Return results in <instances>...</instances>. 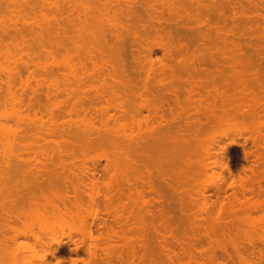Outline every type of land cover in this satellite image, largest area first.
Listing matches in <instances>:
<instances>
[{"label":"rangeland","instance_id":"obj_1","mask_svg":"<svg viewBox=\"0 0 264 264\" xmlns=\"http://www.w3.org/2000/svg\"><path fill=\"white\" fill-rule=\"evenodd\" d=\"M49 1L58 3V13L48 5ZM52 17L60 23L55 39L39 41V25L47 24ZM96 17L103 35L102 39L96 36L100 43L88 34L90 19ZM0 28L6 31L0 48H7L10 55L0 56V64L30 63L17 70L16 81L9 89L0 73V94L6 95L8 90L15 96L13 100L6 96L0 101V132H4L0 137L7 138L2 140L4 145L8 141L6 146L0 141V264H264V143H261L264 142V0H0ZM166 48L171 49L170 56ZM178 83L182 85L179 87ZM190 84L194 92L187 97ZM196 86L205 87V92ZM20 95L21 102L16 100ZM149 112H156V119ZM204 113L211 125L200 133L192 128L195 131L189 138L192 148L190 152L185 150L189 154L178 150L182 146L173 147L179 138L175 140L174 133L184 129L185 117L190 115L189 121L191 118L195 121L198 116L205 121ZM210 115H214L213 119ZM146 117L151 120L148 122ZM138 141L147 143L142 146L149 152L145 153L149 154L145 159L151 157L149 161L144 159L145 165H150L148 168L143 169L142 163H138L135 169L136 165L132 164L137 158L134 154L140 152ZM134 143L133 153L132 148L127 149L134 147ZM124 145H128L125 153ZM163 155L165 158H160ZM123 156L131 157L127 158L128 163L123 162L127 160ZM188 161L192 168L186 171L184 164ZM226 165L231 175L225 170ZM152 169L159 170L157 178ZM149 171L153 178L147 179L150 177L156 185L160 184L161 175L165 183L177 181L180 188H176L175 181L171 189L182 191L176 192L180 198L175 195L180 201L172 199L171 190H164L166 196H171L167 200L177 203L170 205L167 201L173 208L164 206L167 211L161 212L162 205L153 201L152 204L151 198L155 199L156 195H149L145 191L147 187L143 189L139 183L141 176L142 180L147 177L140 173L147 175ZM126 181H129L127 185ZM213 184L221 185L224 192L218 193L219 188ZM162 186L163 190L165 186ZM34 190L38 193H33ZM28 193L36 199L32 200ZM106 195H113L111 205L118 212L112 211L113 217L103 213L106 205L102 199ZM162 195L166 198L163 191ZM75 196L79 202L73 201L77 200ZM73 202H78L77 212L75 206H70ZM62 204L66 211L72 209L75 213L69 210L68 216L63 210L67 215H61ZM175 205H180V209ZM53 206L61 208L59 216ZM222 206L227 209L222 210ZM50 211H55L58 218L51 217L54 213ZM120 214L123 219L117 216ZM103 221L109 228L99 229ZM107 233L111 234L109 239ZM75 247L77 252L73 250Z\"/></svg>","mask_w":264,"mask_h":264},{"label":"bare ground","instance_id":"obj_2","mask_svg":"<svg viewBox=\"0 0 264 264\" xmlns=\"http://www.w3.org/2000/svg\"><path fill=\"white\" fill-rule=\"evenodd\" d=\"M189 1H191V0H189ZM196 1L198 2V0H196ZM49 2H50V3H48V5H50V6L52 7V9H53L55 12L58 13V12L60 11V7H59V5H57L58 3L56 2L57 4H56V3L54 4V2H53V3H52L51 1H49ZM52 18H53V17H52ZM52 18H51V19H52ZM96 18H97L98 20H97V19H90L92 22H90V24H91L90 27H89L90 30L88 31V34L90 35V37H91V38L93 37V38H92L93 41L97 40V38H99V36H101L100 38L102 39V36H103V35L100 33V31H99L100 29H99V27H98L99 18H98V17H96ZM51 19H50V20H51ZM42 20H43V19H42ZM50 20H49V21H50ZM43 21H45V18H44ZM49 21H47V24L43 22V23H42V26L39 25V27H38L37 35H38L39 41H43V40L51 41V40L55 39V37H56V30H58V29L60 28V23H59L58 20H56L55 17L53 18V20H51V21L53 22L52 24H51V21H50V22H49ZM45 22H46V21H45ZM48 22H49V23H48ZM43 24H44V26H43ZM5 26H6V25H3V28H4L5 30H7V29H6L7 27L5 28ZM3 28H0V40H2V39H3V36L6 34V31H5ZM100 34H101V35H100ZM96 36H97V38H96ZM94 37H95L96 39H95ZM101 39H100V40H101ZM97 41H98V43H100L99 40H97ZM97 41H95V42H97ZM101 43H102V40H101ZM179 48H180V47H179ZM175 49H176V48H174V49H172V50H175ZM180 49L182 50L183 48H180ZM180 49H178L179 52H180ZM163 50H164V49H163ZM166 50H167V48H166ZM168 50H169V49H168ZM168 50H167L166 52H168ZM170 50H171V49H170ZM170 50H169V51H170ZM234 50H238V49H234ZM164 51H165V50H164ZM207 51H208V50H207ZM207 51H206V52H207ZM219 51H220V50H219ZM239 51H241V50H239ZM166 52H165V53H166ZM172 52H173V51H172ZM179 52L176 51V52H173V53H177V54H178ZM222 52H223V51H222ZM224 52L229 53L230 51L228 52V50L225 51V49H224ZM207 53H208V52H207ZM217 53H218V51H217ZM166 54H167V53H166ZM169 54H170V53L168 52V55H169ZM180 54H181V53H180ZM171 55H173V54H171ZM0 56H5L6 58H9L10 55H9V52L7 51V48H0ZM169 56H170V55H169ZM175 56H176V55H175ZM171 58H172V56H171ZM29 64H30V63H27V62H24L23 65H18V64L14 63V62H12V63L9 64V65L7 64V65H5V66H4L3 64H0V73H2L3 76H5V85H6L7 89H9L10 86L16 81V79H15V74L17 73V70H18L20 67L25 68V67H27ZM33 65H34L35 67H38V68H40V67H44V65L42 66V64H36V65L33 64ZM160 65H161V64H160ZM162 65H163V64H162ZM162 65L160 66L161 68H162ZM150 68H152V67H150ZM150 68H149V69H150ZM157 68H158V67H157ZM158 69H159V68H158ZM169 69H170V68H169ZM149 71H150V70H149ZM153 71H154V70H153ZM147 72H148V71H147ZM168 72H169V71H168ZM154 73H155V72H154ZM162 73H163V72H162ZM165 73H167V72L165 71ZM159 74H160V73H159ZM169 74H170V72H169ZM150 75H152V74H150ZM155 75H156V74H155ZM161 75H162V74H161ZM157 76H158V75H157ZM171 78H172V77H171ZM155 79H156V78H155ZM164 79H165V77H164ZM179 79H180V78H179ZM165 80H166V79H165ZM173 80H174V79H173ZM190 80H191V79H190ZM158 81H159V80H158ZM175 81H176V80H175ZM177 81H178V80H177ZM183 81H184V80H183ZM186 81H187V80H186ZM204 81H205V80H203V82H204ZM209 81H210V80H208V82H209ZM165 82H166V81H165ZM198 82H199V81H198ZM176 83H177V82H176ZM181 83H182V81H181ZM172 84H173V83H172ZM178 84H179V83H178ZM185 84H187V83H185ZM203 84L206 85L207 83H203ZM167 85H168V84H167ZM180 85H182V84H179V87H180ZM187 85H188V84H187ZM190 85H191V84H190ZM195 85H196V84H195ZM195 85H194V86H195ZM160 86H161V85H160ZM165 86H166V84H165ZM174 86H175V84H174ZM197 86H198V85H197ZM197 86H196L195 88H197L198 90H202V91H201L202 93L205 92V90H203V89H205V87L200 86L201 89H199V87H197ZM209 86H210V84H209ZM209 86H208V87H209ZM224 86H225V85H224ZM166 87H167V86H166ZM166 87H165V88H166ZM176 87H178V86H176ZM185 87H187V86H185ZM208 87H207V88H208ZM159 88H160V87H159ZM162 88H163V87H162ZM173 88H174V87H172V89H173ZM187 88H188V87H187ZM190 88H191V89H190ZM224 88H225V87H224ZM227 88H228V87H227ZM7 89H6V90H7ZM156 89H157V88H156ZM163 89H164V88H163ZM188 89H189V90H188ZM188 89H187V90H188V92H187V94H188L187 97L193 96L192 94H193V92H194V91H193L194 89L192 88V85L189 86ZM210 89H211V88H210ZM213 89H214V88H213ZM216 89H217V87H216ZM225 89H226V88H225ZM181 90H182V89H181ZM195 90H196V89H195ZM223 90H224V89H223ZM157 91H158V90H157ZM196 91H197V90H196ZM219 91H220V89H219ZM224 91H225V90H224ZM224 91H223V92H224ZM226 91H227V90H226ZM69 92H71V91L69 90L67 93H69ZM154 92H156V91H154ZM181 92H182V91H181ZM181 92H180V93H181ZM217 92H218V91H217ZM252 93H253V92H252ZM259 93H260V91H259ZM3 94H5V93H3ZM69 94H70V93H69ZM69 94H66V95L68 96ZM176 94H177V93H176ZM176 94H175V96H177ZM195 94H197V93H195ZM214 94H215V93H214ZM214 94H213V95H214ZM227 94H228V93H227ZM227 94H226V95H227ZM262 94H263V93H262ZM154 95H156V94H154ZM154 95H152V98H153ZM179 95H180V94H179ZM201 95H202V94H201ZM201 95L199 94V95H197V96H199L200 99H202V96H201ZM216 95H217V94H216ZM216 95H215V96H216ZM6 96H7V97L9 96L10 100H13V99L15 98V96H14L13 94L9 93V91L7 90L6 95H3V96H2V95L0 94V101L4 100V99L6 98ZM69 96H70V95H69ZM169 96H170V95H169ZM184 96H185V95H184ZM20 97H21V95L19 96V99H16V100L19 101V102L22 101V100H21L22 98H20ZM46 97H48V95H47ZM159 97H160V96H159ZM185 97H186V96H185ZM187 97H186V101H187ZM203 97H204V96H203ZM206 97H207V96H206ZM258 97H259V95H258ZM68 98H69V97H68ZM72 98H73V97H72ZM152 98H151V99H152ZM154 98H155V97H154ZM157 98H158V96H157ZM161 98H162V97H161ZM161 98H160V99H161ZM166 98H168V97H166ZM178 98H179V97H178ZM213 98H214V97H213ZM224 98H225V97H224ZM229 98H230V97H229ZM229 98H228V99H229ZM70 99H71V98H70ZM151 99H150V100H151ZM160 99H159V100H160ZM163 99H164V98H163ZM192 99H193V98H192ZM198 99H199V98H198ZM206 99H207V98H206ZM258 99H259V98H258ZM261 99H262V98H261ZM48 100H49V99H48ZM71 100H72V99H71ZM75 100H76V98H75ZM165 100L167 101V99H165ZM183 100H185V99H183ZM193 100H194V102H195V99H193ZM209 100H210V98H209ZM221 100H222V98H221ZM250 100H251V99H250ZM253 100H254V98H253ZM262 100H263V99H262ZM77 101H78V100H77ZM86 101H87V100H86ZM156 101H157V100H156ZM202 101H203V100H202ZM202 101H201V102H202ZM212 101H213V99H212ZM215 101H216V100H215ZM217 101H219L218 98H217ZM223 101H224V100H223ZM256 101H257V103H258V100H256ZM260 101H261V100H260ZM13 102H14V101H12V103H13ZM72 102H73V101H72ZM151 102H152V101H151ZM151 102H150V103H151ZM174 102H176V97H175V99H174ZM189 102H190V100H189ZM192 102H193V101H192ZM192 102H191V103H192ZM204 102H205V101H204ZM219 102H220V101H219ZM82 103H83V102H81V104H82ZM147 103H148V102H147ZM152 103H153V102H152ZM179 103H180V102H179ZM184 103H185V102H184ZM191 103H190V104H191ZM199 103H200V102H199ZM212 103H213V102H212ZM13 104H14V103H13ZM13 104H12V105H13ZM78 104H79V103H78ZM78 104H77V105H78ZM81 104H79V105H81ZM83 104H84V103H83ZM89 104H90V103H89ZM141 104H142V103H141ZM141 104H140V105H141ZM143 104H144V103H143ZM158 104H159V103H158ZM186 104H187V103H186ZM186 104H185V105H186ZM196 104H198V103H196ZM204 104H207V103L205 102ZM72 105H74V104H72ZM72 105H71V106H72ZM79 105H78V106H79ZM91 105H92V104H91ZM159 105H160V104H159ZM161 105H162V103H161ZM164 105L167 106V104H165V103H164ZM176 105H177V104H176ZM182 105H183V104H182ZM187 105H188V104H187ZM192 105H193V104H192ZM213 105H214V104H213ZM223 105H224V104H223ZM253 105H254V104H253ZM256 105H257V104H256ZM258 105H259V104H258ZM31 106H32V104H30V107H29V105H28L29 108H31ZM39 106H40V103H39ZM39 106H38V107H39ZM71 106H70V107H71ZM75 106H76V105H75ZM75 106H74V107H75ZM85 106H86V104H85ZM180 106H181V105H180ZM188 106H189V105H188ZM217 106H218V105H217ZM219 106H220V104H219ZM244 106H245V105H244ZM83 107H84V105H83ZM88 107H89V106H88ZM152 107H153V106H152ZM178 107H179V106H178ZM184 107H185V106H184ZM231 107H232V105H231ZM250 107H251V106H250ZM253 107H254V106H253ZM260 107H262V106H260ZM36 108H37V107H36ZM71 108H73V107H71ZM71 108H70V109H71ZM86 108H87V107H86ZM147 108H149V107H147ZM155 108H156V107L154 106L153 109H154L155 111H157ZM185 108H186V107H185ZM195 108H196V107H195ZM195 108H194V109H195ZM204 108H208V107H204ZM212 108H213V107H212ZM217 108H218V107H217ZM223 108H224V107H223ZM232 108H234V106H233ZM246 108H247V107H246ZM82 109H84V108H82ZM90 109H91V108H90ZM149 109H151V108H149ZM160 109H161V108H160ZM200 109H201V108H200ZM208 109H209V108H208ZM210 109H211V108H210ZM218 109H219V108H218ZM34 110H35V108H34ZM40 110H41V109H40ZM84 110H86V109H84ZM92 110H93V109H92ZM95 110H96V109H95ZM143 110H144V109H143ZM171 110H172V109H171ZM191 110H193V108H192ZM191 110H190V111H191ZM195 110H196V109H195ZM197 110H198V109H197ZM32 111H33V110H32ZM93 111H94V110H93ZM149 111H151V110H149ZM152 111H153V110H152ZM159 111H160V110H159ZM161 111H162V110H161ZM164 111H165V109H164ZM166 111H167V110H166ZM200 111H201V110H200ZM206 111H208V110H206ZM213 111H215V110L213 109ZM219 111H220V110H219ZM221 111H222V110H221ZM227 111H228V110H227ZM247 111H248V110H247ZM247 111H246V112H247ZM250 111H252V110H250ZM73 112H74V111H73ZM75 112H76V111H75ZM125 112H126V111H125ZM208 112H209V111H208ZM216 112H217V111H216ZM232 112L234 113V111H232ZM235 112H237V111H235ZM240 112H241V111H240ZM39 113H40V112H39ZM84 113H85V112H84ZM93 113H94V112H93ZM123 113H124V112H123ZM149 113L152 114V115H150V116H152V119H156V117H155V116L157 115L156 112H153V113H152V112H149ZM175 113H176V112H175ZM182 113H183V112H182ZM197 113H198V112H197ZM200 113H201V112H200ZM262 113H263V112H262ZM53 114H54V113H53ZM147 114H148V113H147ZM160 114H161V113H160ZM176 114H177V113H176ZM178 114H179V113H178ZM217 114H219V112H218ZM234 114H235V113H234ZM243 114H245V113H243ZM250 114H251V113H250ZM34 115H35V114H34ZM121 115H122V114H121ZM153 115H154L155 118H153ZM191 115H192V114H191ZM196 115H198V114H196ZM237 115H238V114H237ZM245 115H246V114H245ZM36 116H37V115H36ZM148 116H149V115H148ZM148 116H147V117H148ZM182 116H183V115H182ZM184 116H186V114H185ZM189 116H190V115H189ZM189 116L187 115V116L185 117V119H186V120H185V124H184V122H183L184 129H181V130L179 129V131H180L181 133H179L178 130L175 128V131L177 130V131L174 133L176 136L172 134L173 137L175 136V137H174L175 140H176V137H179V138H177V140H176L177 142L175 141V143H174V140H173V141L171 140L172 142L170 141L172 144H173V143L176 144L175 146H173V147H175V148H178V146H182L181 148H183V149L178 148V150H180V151H182V150H183V151H185V150H186V151L189 150V152H190V149H191L192 147L189 145V143L192 142V140H190V139H191L192 136L194 135L195 131H198V133H200V132H202V131H205V129H207V128H206L207 125L210 123V122H209V123L207 122L208 119H209V116H208L207 114H205V113L203 114V116L201 115V116L204 118L205 121H203L202 118H200V117H198V116L196 117V120H195V121H193L194 119L192 120V118H191V121H189V119H188ZM194 116H195V115H194ZM210 116H211V115H210ZM212 116H214V115H212ZM212 116H211V117H212ZM254 116H255V115H254ZM147 117H146V118H147ZM158 117H159V119H160V115H158ZM172 117H173V115H172ZM217 117H218V116H217ZM262 117H263V116H262ZM150 118H151V117L147 118V120L149 119L148 122L151 120ZM162 118H163V117H162ZM180 118H181V117H180ZM197 118H198V119H197ZM225 118H226V117H225ZM227 118H228V117H227ZM253 118H254V117H253ZM253 118H251V119H253ZM212 119H213V117H212ZM220 119H221V118H220ZM237 119H238V118H237ZM36 120H37V119H36ZM39 120H40V119H39ZM147 120H145V121H146L145 123H147ZM175 120H176V118H175ZM182 120H183V119H182ZM182 120H181V121H182ZM34 121H35V120H34ZM40 121H41V120H40ZM165 121H166V120H165ZM229 121H230V120H229ZM161 122H162V121H161ZM181 123H182V122H181ZM211 123H212V122H211ZM152 124H154V123H152ZM160 124H161V123H160ZM172 124H175V122L172 123ZM123 125H124V124H123ZM161 125H162V124H161ZM183 125H181V127H182ZM209 125H211V124H209ZM176 126H177V125H176ZM178 126H179V123H178ZM151 127H152V126H151ZM168 127H169V126H168ZM173 127H174V126H173ZM194 127H195V128H194ZM208 127H209V126H208ZM154 128H155V127H154ZM192 128H194V129H196V130L194 131V129H192ZM0 130H1V129H0ZM3 130H4V129H3ZM172 130H173V129H172ZM155 131H156V130H155ZM164 131H165V130H164ZM199 131H200V132H199ZM208 131H209V130H208ZM210 131H211V130H210ZM151 132H152V131H151ZM173 132H174V131H173ZM177 132H178V133H177ZM193 132H194V133H193ZM2 133H4V132L1 131V132H0V136H1ZM176 133H177L178 135H177ZM154 134H155V133H154ZM166 134H167V133H166ZM204 134H205V133H204ZM3 135H5V134H3ZM150 135H151V133H150ZM159 135H160V134H159ZM161 135H162V134H161ZM161 135H160L159 137H161ZM164 135H165V134H164ZM179 135H180L181 137H180ZM109 136H110V135H109ZM152 136H153V134H152ZM156 136H157V135H156ZM200 136H201V135H200ZM5 137H7V136L5 135ZM149 137H150V136H149ZM190 137H191V138H190ZM195 137H196V136H195ZM138 138H139V137H138ZM155 138H157V137H155ZM161 138H163V137H161ZM167 138H168V137H167ZM167 138H165V139H167ZM169 138H170V137H169ZM174 138H172V139H174ZM180 138H181L182 141H184L183 143H182V141L180 140ZM189 138H190V139H189ZM0 139H1L0 141H2V140H6L7 138L5 139V138H1V137H0ZM178 139H179V140H178ZM200 139H201V138H200ZM111 140H112V139H111ZM149 140H150V139H149ZM153 140H154V139H153ZM112 141H113V140H112ZM115 141H117V140H115ZM122 141H123V139H122ZM131 141H133V140H131ZM154 141H155V140H154ZM158 141L161 143L160 138H158ZM164 141H165V140L162 139V143H163ZM179 141H181V143H180ZM193 141H194V140H193ZM255 141H256V140H255ZM5 142H6V145H7V144H8V141H5ZM98 142H101V141L98 140ZM168 142H169V141H168ZM196 142H197V141H196ZM196 142H195V143H196ZM198 142H199V141H198ZM253 142H254V141H253ZM260 142H261V141H260ZM260 142H259L258 144H260ZM0 143H1V142H0ZM3 143H4V142L2 141V144H3ZM17 143H18V142H16V145H17ZM132 143H133V142H132ZM132 143H130L129 146H132ZM138 143H139V141H138ZM140 143H141V142H140ZM140 143L138 144L139 146L137 145L138 147L136 146V147L138 148L137 151L140 150V152L138 151V152H139V155H137L136 153L134 154V155H135V158H136V156H137L136 161L134 160L135 158L133 159L136 163H135L134 161H131V163L134 162V163H132L134 166L136 165L135 169L138 168V163H139V165H141L140 163H142V165H143L142 168L144 169V166H146V165H145V163H146L145 160H146V161L148 160V158H147V159H145V158L149 155V154H148V155L146 154L147 156L145 155L146 152H147V153H149V152L146 151V150L143 148V146H142V145L147 144L146 141H145V144H144V142H142L143 144H140ZM155 143H158V142H155ZM164 143H165V142H164ZM177 143H178V144H177ZM261 143H264V142H261ZM2 144H1V145H2ZM18 144H21V143L19 142ZM167 144H169V143H167ZM167 144H165L166 147H167ZM228 144H229V143H228ZM231 144H232V143H231ZM6 145L3 144V146H6ZM98 145H99V144H98ZM154 145H155V144H154ZM157 145H158V144H157ZM194 145H195V144H194ZM3 146H2V147H3ZM20 146H21V145H18V147H20ZM118 146H119V145H118ZM124 146H125L124 149H122L123 152H124V150L128 147V145H127V146L124 145ZM133 146H134V147H130V148H128L127 150H129V149L132 148V149H133L132 152L134 153V151L136 150V148H135V143L133 144ZM169 146H170V145H169ZM187 146H190V147H187ZM141 147H142L145 151H144V150L141 151V149H142ZM144 147H145V146H144ZM171 147H172V145H171ZM252 147H253V145H252ZM259 147H260V146H259ZM262 147H264V146H262ZM149 148H150V147H149ZM149 148L147 147V149H149ZM152 148H153V147H152ZM212 148H213V147H212ZM260 148H261V147H260ZM166 149H167V148H166ZM215 149H216V148H215ZM217 149H218V147H217ZM219 149H220V147H219ZM249 149H251V148H249ZM258 149H259V148H258ZM127 150H126V151H127ZM149 150H153V149L150 148ZM161 150H162V149H161ZM161 150H160V152H161ZM173 150H174V149H173ZM252 150H253V149H252ZM153 151H154V150H153ZM156 151H157V150H156ZM156 151H155V153H156ZM164 151H165V150H163L162 152H164ZM186 151H185V153H188V152H186ZM205 151H206V150H205ZM221 151H222V150H221ZM128 152H129V151H128ZM138 152H137V153H138ZM171 152H172V151H171ZM174 152H175V151H174ZM176 152H177V151H176ZM176 152H175V153H176ZM218 152H219V151H218ZM224 152H225V151H224ZM249 152H250V151H249ZM120 153H121V152H120ZM124 153H125V152H124ZM155 153H154V154H155ZM212 153H213V152H212ZM252 153H253V152H252ZM256 153H257V152H256ZM259 153H260V152H259ZM121 154H123V153H121ZM156 154H157V153H156ZM161 154H162V153H161ZM188 154H189V153H188ZM193 154H194V153H193ZM207 154H209V153H207ZM250 154H251V153H250ZM124 155H125V154H124ZM158 155H159V153H158ZM164 155H165V154H164ZM164 155H163L162 157H160V158L164 159V158H165ZM171 155H172V154H171ZM173 155H174V153H173ZM179 155H180V154H179ZM185 155H186V154H185ZM212 155H213V154H212ZM225 155H226V154H225ZM225 155H224V156H225ZM247 155H248V154H247ZM119 156H120V155H119ZM128 156H130V155L128 154ZM131 156H132V153H131ZM183 156H184V155H183ZM204 156H205V155H204ZM215 156H216V155H215ZM215 156H214V157H215ZM217 156H218V155H217ZM221 156H222V154H221ZM254 156H256V155H254ZM123 157H125L126 159L129 158V160H130V158H131V157H126V156H123ZM123 157H120V158L123 160ZM148 157H149V156H148ZM163 157H164V158H163ZM177 157H179V156H177ZM188 157H189V156H188ZM211 157H213V156H211ZM258 157H259V155H258ZM132 158H133V157H132ZM150 158H151V157H150ZM150 158H149V160H151ZM160 158H159V161L161 160ZM170 158H171V157H170ZM170 158H169V159H170ZM203 158H204V157H203ZM205 158H207V157H205ZM209 158H210V157H209ZM225 158H226V160L228 161L227 156H226ZM225 158H224V159H225ZM251 158H252V157H251ZM256 158H257V157H256ZM144 159H145V160H144ZM244 159H246V158H244ZM119 160H120V159H119ZM149 160H148V161H149ZM153 160H155V159L153 158ZM153 160H152L151 162H153ZM172 160H173V162H175L174 157L172 158ZM172 160H171V162H172ZM193 160H194V159H193ZM226 160H225V161H226ZM254 160H255V158H254ZM256 160H258V159H256ZM127 161H128V159H127L126 161L124 160L123 162H127ZM156 161H157V160H156ZM162 161L168 163L167 160H166V161L162 160ZM179 161H180V160H179ZM179 161H178V162H179ZM181 161H182V160H181ZM184 161H185V160H184ZM194 161H195V160H194ZM215 161H216V160H215ZM215 161H214V163H215ZM114 162H115V161H114ZM123 162H122V163H123ZM128 162H129V161H128ZM128 162H127V163H128ZM144 162H145V163H144ZM151 162H150V164H151ZM163 162H161V163H163ZM176 162H177V160H176ZM176 162H175V163H176ZM188 162H189V163H188ZM188 162L186 163V165L189 164V167H187V166L184 164L185 169H186V168H190V167L192 168V165L190 166V161H188ZM218 162H219V161H218ZM220 162H221V161H220ZM222 162H223V161H222ZM111 163H112V161H111ZM120 163H121V162H120ZM127 163H126V164H127ZM131 163L129 164V167L132 166ZM153 163H154V162H153ZM159 163H160V162H159ZM159 163H158V165H159ZM169 163H170V161H169ZM175 163H174V165H175ZM203 163H204V162H203ZM251 163H252V161H251ZM108 164H109V163H108ZM114 164H115V166H116V163H114ZM117 164H118V163H117ZM172 164H173V163H172ZM172 164H171V167L173 168ZM197 164H198V163H197ZM228 164H230V163L228 162ZM20 165H21V164H20ZM123 165H125V164H123ZM164 165H165V164H164ZM164 165H163V167H164ZM176 165H177V164H176ZM178 165H179V164H178ZM253 165H254V164H253ZM256 165H257V164H256ZM256 165H255V166H256ZM118 166H119V165H118ZM149 166H150V165L148 164V165L146 166V168H148ZM152 166H153V165H152ZM154 166H155V163H154ZM159 166H160V165H159ZM161 166H162V165H161ZM180 166H182V165H180ZM207 166H208V165H207ZM216 166H218V164H217ZM224 166H225V164H224ZM94 167H95V166H94ZM157 167H158V166H157V164H156V168H157ZM204 167H205V163H204ZM18 168H19V167H18ZM20 168H22V165L20 166ZM20 168H19V169H20ZM38 168H39V167H38ZM92 168H93V167H92ZM117 168H118V167H117ZM121 168H123V167H121ZM130 168L133 170L134 167L132 166V167H130ZM130 168H129V169H130ZM152 168H153V167H152ZM156 168H155V170L158 169V168H157V169H156ZM172 168H170V169H172ZM174 168H176V167H174ZM202 168H203V167H202ZM202 168H201V169H202ZM215 168H216V167H215ZM247 168H248V169H252V167H251V168L247 167ZM94 169H95V168H94ZM94 169H92V170H94ZM96 169H97V168H96ZM112 169H113V168H112ZM118 169H119V168H118ZM127 169H128V168H127ZM135 169H134V170H135ZM159 169H160V167H159ZM193 169H195V168H193ZM203 169H206V168H203ZM207 169H208V168H207ZM219 169H220V168H219ZM223 169H224V168H223ZM21 170H23V169H21ZM24 170H25V169H24ZM89 170H90V169H89ZM106 170H107V168H106ZM124 170H125V169H124ZM146 170H149V169H145V171H146ZM162 170H163V169H162ZM162 170H161V171H162ZM168 170H169V169H168ZM177 170H179V168H178ZM197 170H199V169H197ZM225 170H226L227 172L229 171L228 173H229V175H231V173H230L231 171H230L229 165H226V169H225ZM245 170H246V169H245ZM104 171H105V170H103V172H104ZM140 171H142V170H140ZM158 171H159V170H158ZM158 171H154L155 174H157V175H153L152 173L150 174V171L147 172V173H145V174H147V175H144V173H142V172H141L140 174H141V175L143 174V176H147L146 178H144V179H147L148 176L152 177V175H153L154 177H156V176L158 177V176H159ZM180 171H181V170H180ZM186 171H187V169H186ZM204 171H205V170H204ZM204 171H203V172H204ZM219 171H220V170H219ZM43 172H44V171H43ZM43 172H42V173H43ZM89 172H91V171H89ZM93 172H95V171H93ZM99 172H100V171H99ZM132 172H133V171H132ZM138 172H139V171H138ZM152 172H153V169H152ZM154 172H153V173H154ZM164 172H165V171H164ZM166 172H167V171H166ZM178 172H179V171H178ZM189 172L191 173V170H189ZM189 172H188V173H189ZM203 172H202V173H203ZM227 172H226V173H227ZM24 173H25V172H24ZM45 173H46V171H45ZM130 173H131V172H130ZM136 173H137V171L135 172V174H136ZM148 173H149V175H148ZM159 173H162V172H159ZM175 173H176V172H175ZM175 173H174V174H175ZM222 173H224V172H222ZM222 173H220V174H222ZM251 173H252V172H251ZM43 174H44V173H43ZM196 174L198 175V173H196ZM199 174H200V173H199ZM252 174H254V173H252ZM89 175H90V174H89ZM160 175H161V174H160ZM164 175H165V174H164ZM169 175H170V174H169ZM189 175H190V174H189ZM200 175H201V174H200ZM232 175H233V174H232ZM243 175H244V173H243ZM37 176H38V175H37ZM43 176H44V175H43ZM49 176H51V175H49ZM55 176H56V175H55ZM92 176H93V175H92ZM133 176H134V175H133ZM133 176H132V177H133ZM137 176H138V175H137ZM162 176H163V175L160 176V177H161V180L158 179L160 184L157 183V185L154 184L155 181L151 182L153 179L151 180L150 177H149V179H150L151 181H150L149 179H147V180H146L147 182L144 183L145 180H144V179L142 180V176L140 177L141 179H139V180H140L139 183L142 184L141 187H143V189H144V187H145V188L147 187V189H146L145 191H146V192H147V191L150 192L149 195H153V196H154V194L156 195V196H154L155 199H154L152 196H151L152 198L150 197V198L152 199L151 202H152V201H153V202H156V205H158V206H159V204H160V206L162 205V206H163V209H161V212H163L162 210H164V209H165V210H164V212H165V211H167V208L169 207V206H168V202H169L170 205H171V204H177V203H173V202L170 203L172 200L168 201L167 199H168V197H170L169 199H171L172 194H174V195H173L174 197L172 196V199H173V198L175 199V198H176L175 195L177 196V194H179V193H176V192L179 191L180 189L175 191L173 187H175V185H176V188H180V187L178 186V183H177L176 180H175L176 182H175L174 180H172V181H171V180H170V181L167 180L170 184H167L168 182L165 183L164 180H166V179H165L164 177L162 178ZM34 177H35V176H34ZM58 177H60L59 174H58ZM157 177H156V178H157ZM160 177H159V178H160ZM172 177H173V176H172ZM186 177H187V176H186ZM188 177H189V176H188ZM230 177H231V176H230ZM248 177H249V176H248ZM39 178H40V176H39ZM93 178H94V177H93ZM152 178H153V177H152ZM180 178H181V177H180ZM233 178H234V176H233ZM233 178H232V179H233ZM49 179H50V178H49ZM57 179H58V178H57ZM61 179H62V178H61ZM163 179H164V180H163ZM230 179H231V178H230ZM232 179H231V180H232ZM234 179H235V178H234ZM46 180H47V178H46ZM136 180H137V179H136ZM162 180H163V183H161ZM253 180H254V179H253ZM34 181H35V180H34ZM60 181L62 182V180H60ZM137 181H138V180H137ZM183 181H184V180H183ZM229 181H230V180H229ZM239 181H240V179H239ZM46 182H47V181H46ZM127 182L129 183V181H126L125 184H126ZM157 182H158V181H157ZM174 182L176 183L175 185H174V184H171V183H174ZM185 182H186V181H185ZM194 182H195V181H194ZM233 182H234V181H232V183H233ZM236 182H238V181H236ZM244 182H245V181H244ZM248 182H250V181L248 180ZM9 183H10V181H9ZM36 183H37V182H36ZM43 183H44V182H43ZM66 183H67V182H66ZM95 183H96V181H95ZM99 183H100V181H99ZM103 183H104V182H103ZM143 183H144L145 186H143ZM182 183H183V182H182ZM240 183H241V181H240ZM1 184H2V183H1ZM11 184H12V183H11ZM13 184H14V183H13ZM15 184H16V183H15ZM31 184H32V182H31ZM68 184H69V183H68ZM125 184H124V185H125ZM162 184H164V186H165L163 190H162V188H163ZM166 184H167V185H166ZM192 184H193V183H192ZM217 184H218V183H217ZM4 185H5V184H4ZM17 185H18V184H17ZM19 185H20V184H19ZM75 185H76V184H75ZM79 185H80V184H79ZM126 185H127V184H126ZM155 185H156V187H155ZM158 185H159V186H158ZM160 185L162 186V188H160V187H161ZM172 185H173V187H172V189H171V186H172ZM213 185H216V184H213ZM226 185H228V184H226ZM226 185H225V186H226ZM246 185H248V184H246ZM258 185H259V183H258ZM14 186H15V185H14ZM14 186H13V187H14ZM44 186H45V185H44ZM66 186H67V185H66ZM71 186H73V184H72ZM122 186H123V185H122ZM157 186L160 188L161 193H160L159 188H158ZM166 186H167L168 188H167ZM177 186H178V187H177ZM186 186H187V185H186ZM220 186H221V185H220ZM220 186H219V185H218V186H217V185L215 186V187H217V189L219 188V189H218L219 192L216 190V193H217V192L220 193V194L222 193L223 190H221ZM6 187L8 188V186H6ZM16 187H17V186H16ZM21 187H22V185H21ZM27 187H28V186H27ZM35 187L37 188V186H35ZM69 187H70V186H69ZM105 187H106V186H105ZM131 187H132V186H131ZM135 187H136V186H135ZM183 187H184V185H183ZM245 187H246V186H245ZM51 188H53V187H51ZM64 188H65V187L63 186V189H64ZM133 188H134V187H133ZM157 188H158V189H157ZM165 188H166V190H165ZM169 188H170V189H169ZM184 188H185V187H184ZM226 188H228V186H227ZM226 188H225V189H226ZM235 188H237V187L235 186ZM247 188H248V187H247ZM4 189H5V188H4ZM20 189H21V188H20ZM38 189H39V187H38ZM38 189H37V190H38ZM44 189H45V188H44ZM77 189H78V188H77ZM122 189H123V188H122ZM124 189H125V187H124ZM143 189H141V190L143 191ZM167 189H168V190H167ZM186 189H187V188H186ZM10 190H11V189H10ZM10 190H8V191H10ZM15 190H16V189H15ZM18 190H19V189H18ZM30 190H31V189H30ZM52 190H53V189H52ZM66 190H67V189H66ZM164 190H165V191H169V190H171V191H172L171 196H166ZM173 190L175 191V193H174ZM234 190H235V189H234ZM237 190H238V189H237ZM239 190H241L240 187H239ZM239 190L236 191V192H237V193L240 192ZM242 190H244V188H243ZM3 191H4V190H3ZM47 191H48V190H47ZM47 191H46V193H47ZM50 191H51V190H50ZM76 191H77V190H76ZM81 191H82V190H81ZM81 191H80V192H81ZM137 191H139V189H138ZM162 191H163L164 196H165L166 198L163 197V195H162ZM220 191H221V192H220ZM226 191H227V190H226ZM249 191H250V189H249ZM44 192H45V191H44ZM65 192H66V191H65ZM121 192H122V191H121ZM127 192H128V191H127ZM129 192H130V191H129ZM146 192H145V193H146ZM179 192L182 193L181 190H180ZM192 192H193V190H192ZM192 192H191V193H192ZM223 192H224V191H223ZM241 192H242V191H241ZM246 192H247V191H246ZM259 192H260V191H259ZM13 193H14V192H13ZM33 193H35V190H34ZM37 193H38V191H37ZM37 193H35V194H37ZM40 193H41V192H40ZM55 193H56V192H55ZM135 193H136V192H135ZM151 193H152V194H151ZM181 193H180V194H181ZM16 194H17V193H16ZM21 194H22V193H21ZM28 194H29V193H28ZM115 194H116V193H115ZM120 194H121V193H120ZM133 194H134V193H133ZM136 194H137V193H136ZM235 194H236V193H235ZM240 194H241V193H240ZM243 194H245V193H243ZM10 195H11V194H10ZM10 195H9V196H10ZM23 195H24V194H23ZM29 195H30V194H29ZM31 195H32V194H31ZM31 195H30V197H31ZM62 195H63V194H62ZM64 195H65V194H64ZM117 195H118V194H117ZM117 195H115V199H116V196H117ZM124 195H125V194H124ZM124 195H123V196H124ZM188 195H189V193H188ZM14 196H15V194H14ZM17 196H18V195H16V200H17ZM25 196H27V195H25ZM52 196H53V195H52ZM66 196H67V195H66ZM71 196H72V195H71ZM71 196H70V197H71ZM123 196H122V197H123ZM179 196H181V195H179ZM179 196H177V197L180 198ZM201 196H202V195H201ZM204 196H205V195H204ZM222 196H223V195H222ZM225 196H226V195H225ZM10 197H11V196H10ZM19 197H21V196H19ZM98 197H99V196H98ZM187 197L190 198V196H187ZM208 197H209V196H208ZM226 197H227V196H226ZM243 197H244V196H243ZM31 198H32V197H31ZM33 198H34V197H33ZM33 198H32V200H33ZM38 198H39V196H38ZM74 198L77 199L76 196H75ZM81 198H83V197H81ZM81 198H80V199H81ZM182 198H184V197H182ZM182 198H181V199H182ZM217 198H218V197H217ZM220 198H221V196H220ZM223 198H224V197H223ZM7 199H8V198H7ZM27 199H28V198H27ZM34 199H36V197H35ZM40 199H41V197H40ZM57 199H58V198H57ZM60 199H61V198H60ZM67 199H68V198H67ZM70 199H71V198H70ZM112 199H113V195H112V196L106 195V196H104L103 199H102L103 203L106 205V206H104V207H106L105 210H104V208H103V210H104L103 213L106 214V215H108V216L111 214L112 211H113V213L116 211V208H114V206L111 205V204H113V203H111V202H113ZM119 199H121L120 196H119ZM174 199H173V200H174ZM204 199H205V198H204ZM227 199H228V198H227ZM227 199H226V202H227ZM235 199H237V198H235ZM8 200H9V199H8ZM18 200H20V199H18ZM30 200H31V199H30ZM61 200H62V199H61ZM71 200H72V199H71ZM93 200H94V199H93ZM96 200H97V198H96ZM148 200H149V199H148ZM175 200H176V199H175ZM202 200H203V199H202ZM207 200H208V199H207ZM6 201H7V200H6ZM22 201H23V200H22ZM24 201H25V200H24ZM35 201H36V200H35ZM39 201H40V200H39ZM50 201H51V200H50ZM73 201L76 202V201H78V199H77V200H74V199H73ZM167 201H168V202H167ZM176 201H180V200H176ZM176 201H175V202H176ZM233 201H234V200H233ZM237 201H238V200H237ZM29 202H30V201H29ZM41 202H42V201H41ZM43 202H44V201H43ZM78 202H79V201H78ZM78 202H77V204L73 202L72 204H76V205H72V204H70V206H72V207L75 206V207H76V206L78 205ZM88 202H89V201H88ZM153 202H152V204H153ZM205 202H206V201H205ZM235 202H236V201H235ZM260 202H261V201H260ZM65 203L68 204L69 202H65ZM81 203H82V202H81ZM118 203H119V202H118ZM126 203H127V202H126ZM146 203H147V202H146ZM180 203H182V202H179V204H180ZM227 203H228V202H227ZM21 204H22V203H21ZM21 204H20V205H21ZM26 204H27V203H26ZM40 204H41V203H40ZM82 204H83V203H82ZM104 204H103V205H104ZM148 204H149V203H148ZM183 204H184V203H182V205H183ZM223 204H224V203H223ZM257 204H258V203H257ZM257 204H256V205H257ZM261 204H263V203H261ZM12 205H13V204H12ZM52 205H53V204H52ZM127 205H128V204H127ZM144 205H145V204H144ZM149 205H150V204H149ZM182 205H181V206H182ZM213 205H214V204H213ZM228 205H229V204H228ZM28 206H29V205H28ZM67 206H68V205H67ZM146 206H147V205H146ZM150 206H151V205H150ZM162 206H161V207H162ZM164 206H167V208H166V207L164 208ZM173 206H174V205H173ZM173 206H170L169 208H173ZM175 206H176V205H175ZM179 206H180V205H179ZM179 206L177 205L175 208H178ZM225 206H226V203H225ZM11 207H12V206H11ZM15 207H16V206H15ZM34 207H35V206H34ZM42 207H43V206H42ZM50 207H51V205H50ZM56 207H57V206H55V207L53 206L54 210L57 211V216H59L60 212H59L58 210H61V208L58 209V207H57V209H55ZM62 207H63V208H62V211H61V215H63V214L67 215L66 213L68 212V216H69V214H70L69 210H70V209L68 210V208H67L68 211H66V210H65V209H66V208H65L66 206L63 205V204H62ZM75 207H74V208H75ZM94 207H95V206H94ZM97 207H98V206H97ZM119 207H120V206H119ZM154 207H155V205H154ZM184 207H185V206H184ZM207 207H208V206H207ZM226 207H228V206H226ZM226 207H223V206H222V210H223V208H226ZM231 207H232V206H231ZM257 207H258V206H257ZM260 207H261V206H260ZM260 207H259V208H260ZM74 208H73V209H74ZM77 208H78V207H76V209H74V211L76 210V212H77V211H78ZM107 208H108V209H107ZM112 208H113V209H112ZM152 208H153V207H152ZM152 208H151V209H152ZM155 208L157 209V208H159V207H155ZM185 208H186V207H185ZM203 208H204V207H203ZM29 209H30V208H29ZM40 209H41V208H40ZM96 209H97V208H96ZM109 209H110V211H109ZM111 209H112V210H111ZM179 209H180V207H179ZM181 209H182V208H181ZM204 209H205V208H204ZM226 209H227V208H226ZM16 210H17V209H16ZM16 210H15V211H16ZM63 210H65L66 213H64L65 211H63ZM71 210H72V209H71ZM71 210H70V211H71ZM89 210H90V209H89ZM114 210H115V211H114ZM145 210H146V209H145ZM148 210H150V209H148ZM184 210H185V209H184ZM228 210H229V209H228ZM13 211H14V210H13ZM43 211H44V210H43ZM55 211H53V212L50 211L51 213H54L53 215L50 214L51 217H54V219H55V218H58V217L55 215V213H56ZM97 211H98V210H97ZM153 211H154V210H153ZM168 211H170V210H168ZM206 211H207V210H206ZM220 211H221V210H220ZM4 212H5V211H4ZM28 212H29V211H28ZM58 212H59V213H58ZM72 212H73V210L71 211V214L75 213V212H73V213H72ZM93 212H94V211H93ZM116 212H117V211H116ZM120 212H121V211H120ZM122 212H123V211H122ZM156 212H157V211H156ZM180 212H181V211H180ZM231 212H232V211H231ZM8 213H9V212H8ZM12 213H13V212H12ZM17 213H18V212H17ZM95 213H97L96 210H95ZM117 213H118V212H117ZM117 213H116V214H117ZM124 213H125V212H124ZM159 213H160V212H159ZM167 213H169V212H167ZM15 214H16V212H15ZM101 214H102V213H101ZM145 214H146V213H145ZM148 214H150V212H149ZM161 214H162V213H161ZM50 215H49V216H50ZM102 215H103V214H102ZM146 215H147V214H146ZM157 215H158V214H157ZM163 215H164V213H163ZM180 215H181V214H180ZM21 216H22V215H21ZM28 216H29V215H28ZM44 216H45V215H44ZM71 216H72V215H71ZM99 216H100V215H99ZM111 216L113 217L112 214H111ZM115 216H116V215H115ZM115 216H114V218H116V217L118 216L119 219L123 217V215H122V217H121V214H120V215H117L116 217H115ZM153 216H155V214H154ZM167 216H168V215H167ZM167 216H166L165 218H167ZM171 216H172V215H171ZM182 216H183V215H182ZM5 217H6V216H5ZM5 217H4V218H5ZM9 217H10V216H9ZM74 217H75V216H74ZM79 217H80V216H79ZM100 217H101V216H100ZM112 217H111V218H112ZM118 217H117V218H118ZM135 217H136V216H135ZM148 217H151V216H148ZM176 217H177V216H176ZM179 217H180V216H179ZM26 218H27V217H26ZM26 218H25V219H26ZM31 218H32V217H31ZM38 218H39V217H38ZM114 218H113V219H114ZM117 218H116V219H117ZM154 218H155V217H154ZM156 218H157V216H156ZM162 218H163V217H162ZM171 218H172V217H171ZM10 219H11V217H10ZM13 219H14V218H13ZM44 219H45V218H44ZM49 219H51V218L49 217ZM78 219H79V218H78ZM116 219H115V220H116ZM122 219H123V218H122ZM148 219H149V218H148ZM177 219H178V218H177ZM91 220H92V219H91ZM100 220H101V219H100ZM100 220L98 219V221H100ZM150 220H151V219H150ZM157 220H158V218H157ZM174 220H175V219H174ZM19 221H20V220H19ZM105 221H106V219H105ZM105 221H103L101 225H100V224L98 225L99 229L102 228V227H103V228H106L105 226H107V225H106V224H107V223H106L107 221H106V222H105ZM121 221H122V220H121ZM151 221H154V220H151ZM169 221H171V220H169ZM172 221H173V220H172ZM123 222H124V221H123ZM162 222H163V221H162ZM165 222L167 223V220H166ZM176 222H177V221H176ZM16 223H17V222H16ZM18 223H19V222H18ZM71 223H72V222H71ZM105 223H106V224H105ZM116 223H117V222H116ZM13 224H14V223H13ZM61 224H62V223H61ZM85 224H86V223H85ZM87 224H88V223H87ZM123 224H124V223H123ZM169 224H170V222H169ZM119 225H120V224H119ZM163 225H164V224H163ZM166 225H167V224H166ZM1 226H2V225H1ZM1 226H0V227H1ZM82 226H83V225H82ZM124 226H125V225H124ZM124 226H123V227H124ZM3 227H4V226H3ZM9 227H10V226H9ZM71 227H72V226H71ZM91 227H94V226H91ZM107 227H108V226H107ZM113 227H116V226H113ZM136 227H137V226H136ZM14 228H15V227H14ZM81 228H83V227H81ZM86 228H87V227H86ZM108 228H109V227H108ZM108 228H107V229H108ZM110 228H111V227H110ZM10 229H11V228H10ZM49 229H50V228H49ZM121 229H122V228H121ZM127 229H128V228H127ZM79 230H81V229H79ZM88 230H89V229H88ZM95 230H96V229H95ZM84 231H85V230H84ZM6 232H7V231H6ZM23 232H24V231H23ZM51 232H52V231H51ZM90 233H91V232H90ZM96 233H97V232H96ZM104 233H105V231H104ZM113 233H115V231H114ZM10 234H11V233H10ZM123 234H124V232H123ZM12 235H13V234H12ZM26 235H27V234H26ZM96 235H97V234H96ZM106 235H107V238H108V236L111 235V234L109 233V235H108V233H107ZM113 235H114V234H112V236H113ZM115 235H116V234H115ZM118 235L121 236V234H118ZM130 235H131V234H130ZM130 235H129V237H130ZM54 236H55V234H54ZM86 236H87V234H86ZM98 236H100V235H98ZM22 237H23V236H22ZM95 237H96V236H95ZM123 237H124V236H123ZM0 238H1V235H0ZM26 238H27V237H26ZM28 238H29V237H28ZM104 238H105V237H104ZM113 238H114V237H113ZM113 238H110V240H112ZM119 238H120V237H119ZM127 238H128V237H127ZM130 238H131V237H130ZM130 238H129V239H130ZM171 238H172V237H171ZM10 239H11V238H10ZM87 239H88V238H87ZM95 239H96V238H95ZM97 239H100V238H97ZM108 239H109V238H108ZM114 239H115V238H114ZM116 239H117V237H116ZM123 239H124V238H123ZM125 239H126V237H125ZM125 239H124V241H125ZM35 240H36L37 242H40V241H41L40 239H37V238H36ZM88 240H89V239H88ZM91 240H92V239H91ZM105 240H106V239H105ZM127 240H128V239H126V241H127ZM29 241H30V240H29ZM113 241H114V240H113ZM1 242H2V241H1ZM5 242H6V241H5ZM49 242H50V241H49ZM35 243H36V242H35ZM40 243H42V242H40ZM46 243H47V242H46ZM75 243H77V242H75ZM80 243H81V242H80ZM97 243H98V242H97ZM43 244H44V241H43ZM48 244H49V243H48ZM93 244H94V243H93ZM104 244H106V243H104ZM36 245H37V244H36ZM40 245H41V244H40ZM109 245H110V244H109ZM109 245H108V246H109ZM116 245H117V243H116ZM8 246H9V245H8ZM30 246H31V245H30ZM50 246H51V245H50ZM73 246H74V245H73ZM75 246H77V245H75ZM91 246H92V245H91ZM108 246H107V247H108ZM112 246H113V245H112ZM11 247H13V246H11ZM94 247H95V245H94ZM107 247H105V248H107ZM114 247H115V246H114ZM6 248H7V247H6ZM43 248H44V247H43ZM53 248H54V247H53ZM105 248L103 249L104 252H106L105 250H107V249H105ZM14 249H15V248H14ZM77 249H78V248L75 247L73 250L76 251ZM87 249H88V248H87ZM101 249H102V248H101ZM15 250H16V249H15ZM15 250H14V251H15ZM17 250H18V249H17ZM23 250H24V249H23ZM52 250H53V249H52ZM70 250H71V248H70ZM89 250H90V249H89ZM94 250H95V249H94ZM125 250H126V249H125ZM0 251H1V250H0ZM118 251H119V250H118ZM123 251H124V250H123ZM260 251H261V250H260ZM26 252H27V251H26ZM29 252H30V251H29ZM72 252H73V251H72ZM76 252H77V251H76ZM88 252H89V251H88ZM93 252H94V251H93ZM96 252H97V251H96ZM107 252H109V251H107ZM124 252H125V251H124ZM133 252H134V251H133ZM133 252H132V253H133ZM16 253H17V252H16ZM102 253H103V252H102ZM129 253H130V252H129ZM257 253H258V252H257ZM19 254H20V253H19ZM19 254H18V255H19ZM48 254H49V253H48ZM91 254H92V253H91ZM98 254H99V253H98ZM106 254H107V253H106ZM106 254L104 253V255H106ZM133 254H134V253H133ZM133 254H132V255H133ZM135 254H136V253H135ZM99 255H100V254H99ZM120 255H121V254H120ZM122 255H124V254H122ZM0 256H1V255H0ZM108 256H109V253H108ZM16 257H17V256H16ZM54 257H55V256H54ZM90 257H92V256H90ZM93 257H95V255H93ZM5 258H6V257H5ZM105 258H106V257H105ZM118 258H119V257H118ZM130 258H131V257H130ZM0 259H1V258H0ZM54 259H55V258H54ZM56 259H57V258H56ZM56 259H55V260H56ZM108 259H109V258H108ZM21 260H22V259H21ZM87 260H88V259H87ZM89 260H90V259H89ZM109 260H110V259H109ZM114 260H115V259H114ZM243 260H244V259H243ZM16 261H19V260H16ZM57 261H59V260H57ZM92 261H93V260H92ZM0 262H2V261H0ZM20 263H21V262H20ZM44 263H45V262H44ZM100 263H102V262H100ZM17 264H18V263H17ZM42 264H43V263H42ZM89 264H90V263H89ZM102 264H103V263H102ZM107 264H108V263H107ZM111 264H112V263H111Z\"/></svg>","mask_w":264,"mask_h":264}]
</instances>
